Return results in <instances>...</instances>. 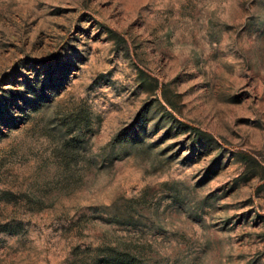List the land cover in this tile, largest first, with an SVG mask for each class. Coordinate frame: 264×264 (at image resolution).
Masks as SVG:
<instances>
[{"label": "rangeland", "instance_id": "1", "mask_svg": "<svg viewBox=\"0 0 264 264\" xmlns=\"http://www.w3.org/2000/svg\"><path fill=\"white\" fill-rule=\"evenodd\" d=\"M113 255L264 264V0H0V264Z\"/></svg>", "mask_w": 264, "mask_h": 264}, {"label": "trees", "instance_id": "2", "mask_svg": "<svg viewBox=\"0 0 264 264\" xmlns=\"http://www.w3.org/2000/svg\"><path fill=\"white\" fill-rule=\"evenodd\" d=\"M141 119V123H145V122H147V120H146V111L145 110H143L142 112H141V114H140V116H139V120ZM137 125H139V124H137ZM118 256H120V255H118ZM118 256L117 255H113V258L115 259V260H118ZM120 260H122L121 262H125L124 264H135L134 262V258L133 257H129V256H120ZM125 260H127V261H125Z\"/></svg>", "mask_w": 264, "mask_h": 264}]
</instances>
